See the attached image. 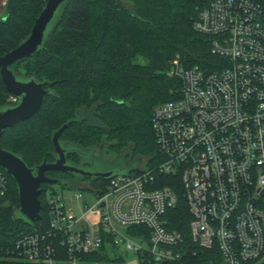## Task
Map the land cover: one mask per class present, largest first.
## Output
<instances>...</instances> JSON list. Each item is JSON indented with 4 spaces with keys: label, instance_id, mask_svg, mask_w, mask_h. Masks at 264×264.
I'll return each instance as SVG.
<instances>
[{
    "label": "built area",
    "instance_id": "1",
    "mask_svg": "<svg viewBox=\"0 0 264 264\" xmlns=\"http://www.w3.org/2000/svg\"><path fill=\"white\" fill-rule=\"evenodd\" d=\"M194 29L212 39L218 61L187 68L177 56L166 71L182 87L153 111L163 162L80 184V215L53 191L50 229L19 240L0 264H92L87 257L107 245L130 264H184L190 250L169 217L180 188L198 248L222 264L264 257V0H207ZM8 191L0 168V196Z\"/></svg>",
    "mask_w": 264,
    "mask_h": 264
},
{
    "label": "trees",
    "instance_id": "2",
    "mask_svg": "<svg viewBox=\"0 0 264 264\" xmlns=\"http://www.w3.org/2000/svg\"><path fill=\"white\" fill-rule=\"evenodd\" d=\"M206 4L207 0H69L44 47L12 66L23 79L54 85L48 88L50 94L40 111L7 129L0 146L21 156L30 168L44 161L52 163L56 156L54 133L86 112L87 119L61 134L62 144L100 155L102 149H112L126 154L128 161L130 157H139L142 162L147 159L145 168L161 164L153 111L159 104L174 100L182 87L179 80L167 77L166 71L177 56L187 68L198 65L210 70L218 61L211 52L212 39L194 29L198 9ZM44 6V0H7L0 18V58L28 38ZM140 58L146 63L137 62ZM13 96L0 77V108L16 105L11 101ZM68 158L76 165L81 163L77 153ZM2 171L9 191L0 196L1 262L11 256L19 240L50 229L49 205L42 196L46 186L52 185L41 186L42 220L32 224L15 214L17 185ZM47 176L67 181L71 177L55 171ZM102 181L94 180L93 186L102 185ZM177 192L181 202L169 212L170 228L185 237L190 253L184 264H222L218 253L193 243L183 192L181 188ZM87 258L92 264H126L109 245ZM253 264H264V257Z\"/></svg>",
    "mask_w": 264,
    "mask_h": 264
},
{
    "label": "water",
    "instance_id": "3",
    "mask_svg": "<svg viewBox=\"0 0 264 264\" xmlns=\"http://www.w3.org/2000/svg\"><path fill=\"white\" fill-rule=\"evenodd\" d=\"M69 0H44L45 6L36 19L31 34L17 48L0 58V77L7 91L20 98L16 105L0 108V140L7 129L20 122L34 117L42 108L45 98L50 94L48 88L54 83L38 82L35 79H23L13 70L12 66L18 61L37 54L50 39L57 20ZM88 114L80 112V119L70 121L53 135L55 147V161H44L40 165L30 168L23 158L0 146V168L3 169L16 183L19 204L15 209L30 223L42 220V204L40 196L43 184H58L63 187L76 188L85 179L110 180L119 175H127L136 168L120 166L118 157L113 163L95 158L92 153L76 147H69L60 141L61 134L69 127L87 119ZM77 153L82 164L76 165L69 161V154ZM126 158V154L121 155ZM62 172L70 175L73 180L52 179L48 172ZM127 253L125 256L127 257Z\"/></svg>",
    "mask_w": 264,
    "mask_h": 264
},
{
    "label": "rangeland",
    "instance_id": "4",
    "mask_svg": "<svg viewBox=\"0 0 264 264\" xmlns=\"http://www.w3.org/2000/svg\"><path fill=\"white\" fill-rule=\"evenodd\" d=\"M1 3H4V6H2ZM6 3H7V0H0V14H4L5 13V11H6ZM137 62L145 64L146 63V60L143 59V58H140ZM174 92H176V91H173L172 93H174ZM176 97L177 96H175L174 99H176ZM101 154L103 155V157L105 159H108V161H106V162H110V163H113L115 161V159L118 158V156L121 157V158H119L118 163L120 164V166H125V168L127 166L136 168V167L140 166V164H141V167H143L144 166V163L146 165V163L148 161L147 159H145L142 162L141 158H139V157H135L136 159H134V160H131V157H130L129 158L130 161H128L126 158H124V157L121 156V153L119 154V152H116L115 150L108 149V148L102 149L101 150ZM53 189L56 192H58L60 195L63 196V199L67 203V205L69 206V208L74 209L75 210V213H78V215L81 214V211L76 212L77 209L79 208L80 204H79V201H76V199L74 198V196L77 193H80V191H81L78 187H76V188L63 187V186L58 185V184H52L50 187H47L46 186V193L42 196V198L44 200V203H46L47 198L53 193ZM83 193H84L85 199H87V200L93 199V197H90V195H89V193H88L87 190H83ZM18 217L24 218L23 215L21 213H19V212H18ZM133 258L134 257L131 256L129 259H126V263L127 264L128 263L129 264L132 263Z\"/></svg>",
    "mask_w": 264,
    "mask_h": 264
},
{
    "label": "flooded vegetation",
    "instance_id": "5",
    "mask_svg": "<svg viewBox=\"0 0 264 264\" xmlns=\"http://www.w3.org/2000/svg\"><path fill=\"white\" fill-rule=\"evenodd\" d=\"M86 152H88V153L91 152L92 155H93L95 158H98V157H99V158H101V159H102L103 161H105V162L108 161V159H105V158L103 157L102 154H101V155L98 154L95 150H89V151H86ZM69 155H70V154H69ZM116 159H117V158H116ZM116 159H115V160H116ZM80 161H81V160H80ZM80 164H82V162H81ZM61 173H62V172H61ZM49 178L54 179V178H56V177H49ZM61 179H64V177H62ZM72 180H73V178L70 177L68 181H72ZM93 181H94L93 179H85V180H83L80 184H82V183H83V184H84V183L89 184V183H90L91 185H93Z\"/></svg>",
    "mask_w": 264,
    "mask_h": 264
}]
</instances>
